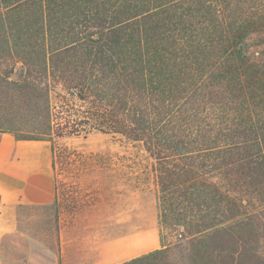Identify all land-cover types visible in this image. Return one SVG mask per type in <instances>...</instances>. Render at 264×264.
Instances as JSON below:
<instances>
[{"label":"trees","instance_id":"1","mask_svg":"<svg viewBox=\"0 0 264 264\" xmlns=\"http://www.w3.org/2000/svg\"><path fill=\"white\" fill-rule=\"evenodd\" d=\"M258 45L264 0H0V105L36 121L27 133L6 119L0 132L51 143L61 87L83 104L75 131L143 146L160 225L180 229L176 244L161 237L162 249L122 264H264ZM59 158L68 169L113 162L72 149ZM61 194L57 183L55 203Z\"/></svg>","mask_w":264,"mask_h":264},{"label":"rangeland","instance_id":"2","mask_svg":"<svg viewBox=\"0 0 264 264\" xmlns=\"http://www.w3.org/2000/svg\"><path fill=\"white\" fill-rule=\"evenodd\" d=\"M253 50L264 57V45ZM17 74L11 79H18ZM82 105L61 87L51 93L49 138L57 156L55 178L62 194L58 203L22 226L40 241L36 250L46 258L44 263L54 264L59 257L54 246L61 229L74 244L69 255L72 261L101 259L105 264H117L162 249L161 237L167 246L176 244L181 239L180 229L162 228L159 222L153 159L142 145L83 127L75 131L72 122L81 116ZM6 119L20 121L25 128L22 132L27 133L36 124L31 115L13 111L10 102L1 100L0 121ZM69 149L84 154L108 153L113 162L68 169L59 156ZM27 243L17 242L20 247L10 249L11 257H23L22 245L28 250ZM42 245L48 246L46 253Z\"/></svg>","mask_w":264,"mask_h":264},{"label":"crops","instance_id":"3","mask_svg":"<svg viewBox=\"0 0 264 264\" xmlns=\"http://www.w3.org/2000/svg\"><path fill=\"white\" fill-rule=\"evenodd\" d=\"M56 195L52 144L19 140L10 132H0V264H45L46 258L36 250L40 241L22 230V226L41 210L50 209ZM19 241L28 242V250L26 244L22 245L23 257L12 258L10 249H18ZM73 246L61 229L54 246L59 256L54 264H105L101 259L90 263L81 258L72 261L69 255ZM42 247L45 253L49 249Z\"/></svg>","mask_w":264,"mask_h":264}]
</instances>
